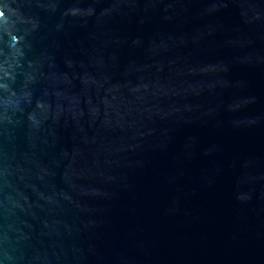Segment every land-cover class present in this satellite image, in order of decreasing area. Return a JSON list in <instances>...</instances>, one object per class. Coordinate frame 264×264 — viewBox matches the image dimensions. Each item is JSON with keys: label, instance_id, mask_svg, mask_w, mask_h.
Listing matches in <instances>:
<instances>
[{"label": "water", "instance_id": "1", "mask_svg": "<svg viewBox=\"0 0 264 264\" xmlns=\"http://www.w3.org/2000/svg\"><path fill=\"white\" fill-rule=\"evenodd\" d=\"M0 264H264V0H0Z\"/></svg>", "mask_w": 264, "mask_h": 264}]
</instances>
